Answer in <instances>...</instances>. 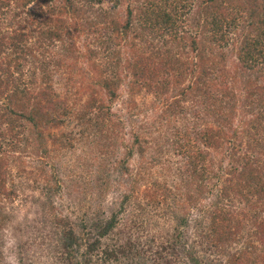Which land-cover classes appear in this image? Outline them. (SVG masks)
I'll list each match as a JSON object with an SVG mask.
<instances>
[{
  "label": "trees",
  "instance_id": "obj_1",
  "mask_svg": "<svg viewBox=\"0 0 264 264\" xmlns=\"http://www.w3.org/2000/svg\"><path fill=\"white\" fill-rule=\"evenodd\" d=\"M0 3L1 9L11 11V1ZM125 4L126 12L122 14L121 8ZM16 6V10L27 6L34 8L29 16L38 17L34 18L37 19L35 21L48 27L45 30L41 28L37 36L48 46L53 45L54 41L64 44L74 32L89 28L88 33L95 36V52L101 50L108 55L107 70L114 75L99 80V86L108 94V103L111 105L121 97L120 89L124 85L131 97L138 93L154 94L161 105L163 102L169 104L167 100L172 98L170 108L175 105L180 107L181 102L191 99L197 94L196 91L198 95H209L213 104L212 108L207 105L206 108L211 116L216 115L218 118L219 128L197 130L193 126V132L188 128H178L172 142L173 148L186 163L184 168L194 179L193 183L200 181L203 185L212 180H221L214 154L233 148L231 155L234 163L230 166V176L223 180L212 208L209 211L204 208L200 216L192 220L186 213L173 210L171 214L175 228L165 231L164 236L159 234L157 239L148 237L144 241L140 236L143 230L137 226V222L131 226L129 221V227L120 228L121 215L131 213L132 207L144 210L135 199V190L132 188L139 181L144 182L149 178H145L141 171L136 175L131 174L129 167L136 153L142 158L148 153L138 134L134 133L131 145L124 146L115 169L118 175L114 180L116 185H133L128 193H121L120 202L108 207V219L96 213L92 219L76 221L77 218L60 213L52 197L62 193L63 186L54 173L43 187L46 199L40 200L37 213L44 237L51 239L54 264H214L213 257L217 255L219 245L232 244L235 232L228 229L232 217L236 215L240 224L235 227L238 232L248 220L246 213L241 216L233 214L229 204L239 200L247 208L264 207V0H20ZM65 11L69 16L62 19L60 15ZM12 17L17 18L19 14ZM69 17L75 20V25L69 22ZM6 37L0 38V55L6 53L4 50L10 53L6 56L7 65L2 69L5 72L0 74V84L2 91L11 94L3 106L0 103V128L8 125L6 130L0 132V264H5L6 231L10 233L18 264H27L25 256L33 237L32 225L35 221L28 218L20 221L19 216L6 205V202H12L17 197V190L11 184L8 186L4 145L8 144L10 138L18 141L16 139L26 135L29 130L27 137L37 141L44 149L45 157H49L45 133L41 129H50L54 125L57 127L62 122L59 119L60 108L49 98L48 93L40 91L30 94L28 89H20L24 74H21L19 61L26 56L22 44L23 37L27 36L18 30ZM228 45H232L238 62L232 76L223 75L220 78L223 86L230 83L232 87L223 88L219 99L220 94L215 97L209 81L205 79L204 75L210 74L204 72L203 65L207 59L206 52L218 50L224 56ZM124 46H127L130 57L123 58L120 52L117 53ZM183 51L185 55L188 53L191 56L192 52L195 56L181 64L178 58L184 54ZM93 66L99 77L107 72L98 64ZM228 73L231 74V71L228 70ZM196 74L197 80L193 85L183 86L189 77ZM10 104L24 110L16 122L9 116L15 114ZM89 105L91 108L99 105L101 117L105 122L108 119V130H111L108 142H113L108 144L111 148H119L120 139L112 136L125 129L124 122L117 121L110 110L111 106L107 110L105 104H99L95 97ZM230 114L239 119L234 133L223 122L230 118ZM250 114L252 118L247 119ZM23 121L28 123L29 129L26 128V131L21 124ZM238 134L247 137L249 150L244 152V156L240 154L236 158L238 149L232 146V140ZM59 141L60 138L54 144ZM203 145L213 153L204 150ZM157 158L152 156L150 161L156 163ZM127 176L128 180H125ZM152 187L154 190H166L167 185L155 180ZM189 203H199V198L189 196ZM205 217L209 218V225L204 224ZM258 219L256 235L263 242L261 252L264 254V238L261 236H264V218ZM184 227H187V231H183ZM190 228L194 236L187 235ZM245 258L243 254L229 264H237ZM251 264H264V256L260 255Z\"/></svg>",
  "mask_w": 264,
  "mask_h": 264
},
{
  "label": "rangeland",
  "instance_id": "obj_2",
  "mask_svg": "<svg viewBox=\"0 0 264 264\" xmlns=\"http://www.w3.org/2000/svg\"><path fill=\"white\" fill-rule=\"evenodd\" d=\"M1 1H11L13 7L10 10L16 12L4 11L1 9L2 4L0 3V38L10 36L18 30L29 37H23L22 46L26 51V56L19 61L22 66L21 74H24L23 85L20 86V89H28L30 94L40 91L48 93L49 98L60 108L59 119L62 122L57 127L54 125L50 129H41L45 133L49 157H45L44 149L37 144V141L27 137L30 133L29 130L26 135L16 139L18 141L10 138L9 141L7 140L8 144L4 145L3 156L8 163V186L11 184L17 190V197L12 202H6V205L19 216L20 221L25 218L35 221L32 225L34 227L33 237L25 256L28 260L27 264L55 263V256L50 250L51 239L44 237L42 223L37 221L39 220L37 214L40 210L39 202L46 199V195L42 191L45 184L50 181L48 178L51 175L54 176L55 173L58 182L63 186V192L52 197L60 213L70 215L74 219L77 218L76 221L92 219L96 213H99L100 217L108 219V207L115 202H120L121 193H128L133 185L129 186L128 183L116 185L114 180L118 177L115 171L117 160L121 159L124 146L133 143L134 133L141 137L148 153L144 158L137 153L133 156L129 162L130 173L136 175L138 171H141L144 177L149 179L144 182L139 181L135 188H132L135 190V199L144 210L136 206L137 208H131V213L121 215L120 228L133 226L137 222V226L143 230L140 236L144 241L148 237L156 238L159 234L164 236L165 231H172L175 228L171 214L173 210H180L182 214L186 213L192 220L200 216L202 210L209 211L212 208L217 191L223 186V180L230 176V166L234 163L231 155L233 148L214 154L216 170L220 173L221 180H212L202 185L200 181L193 183L194 179L184 168L186 163L179 157L176 148L174 149L172 146L178 128L190 130L193 129V126L198 128L197 130L210 127L219 128L218 118L215 117L216 115L211 116L206 108V105L212 108L213 104L210 102L209 95H198V91H196L197 94L193 95L191 99L181 102L180 107L175 105L174 108H170L169 104H172V98L167 100L169 104L163 102L161 105L159 98L154 94L138 93L131 97L124 85L120 89L121 97L111 105L108 103V94L99 86V80H105V78L114 75L107 70L108 55L101 50L95 52V36L88 33L89 28L74 32L72 37L66 38L64 44L54 41L53 45L48 46L37 37L41 33V28L45 30L48 27L43 24L42 26L39 20L36 22L37 19L34 18L38 17L29 16L30 11L34 8L27 6L24 9L16 10V4L20 0ZM126 8L127 4L121 8L122 14L126 12ZM14 14H19V17H12ZM60 16L65 19L69 14L65 11ZM69 22L72 25L76 24L72 17H69ZM73 31L75 30L73 29ZM6 42L10 43L8 38ZM187 46L190 45L187 44ZM226 50V54L222 56L220 51L210 49L205 53L207 59L203 65L204 72L210 74L204 75L205 79L209 81L214 96L220 94L219 99H221L223 88L231 89L232 87L230 83L223 86L220 78H223V75L232 76L238 62L232 45H228ZM4 52L6 53L0 55V74L5 72L2 69L7 65L6 56L10 53L9 50H4ZM119 52L123 58L130 57L127 46L117 51V53ZM183 53L178 58L181 64L195 56L192 52L191 56L188 53L185 55L184 51ZM93 64H98L103 70L106 69L107 72L103 77L97 75V69ZM228 70L231 71V74L228 73ZM201 71H203L202 68ZM196 77L197 74L189 77L183 86L193 85L197 80ZM2 90L0 84V92L4 93L0 94V103L3 106L7 96L11 93ZM93 97L98 99L99 104L103 102L107 110L111 106L110 110L117 121L124 122L125 129L112 136L120 139L119 148L109 146L113 140L108 142V136L111 134V130H108V119L105 122L101 117L102 111L99 110V105L90 107L89 104ZM10 107L15 114L9 116L12 121L16 122V119H19L18 115L24 113V110L11 104ZM83 115L86 116L83 118ZM231 116L232 114L223 122L225 121L227 129L231 127L230 130L234 133L237 130L239 119ZM251 118V114L247 116V119ZM21 124L25 131L26 128L29 129L27 121H23ZM7 128L8 125H4L0 128V132ZM191 132L193 131L191 130ZM262 136L264 137V135ZM58 138L61 141L54 144ZM247 143V137L239 134L232 140V146L238 149L236 158H239L240 154L244 156V152L249 150ZM201 144L203 143H199V145ZM204 150L212 152L210 149L204 148ZM152 156L158 157L156 163L150 161ZM108 168L110 169L109 173ZM128 177L125 180H128ZM155 180L162 185L166 184V190H154L152 184ZM189 196L192 198L197 196L199 203L194 205L189 203ZM229 207L233 214H239L238 216L246 213L248 220L246 219L245 227L241 226V230L238 232L235 227L240 224L236 220V215L232 217L230 225H228V229L235 232L232 244L219 245L217 255L213 257L214 264H229L231 260H236L243 254L246 258L238 261L237 264H251L260 255L264 256L261 252L263 242L256 235L258 226L256 219L264 218V207L247 208L239 200L229 204ZM171 208L172 210H170ZM203 221L206 225L210 224L209 218L205 217ZM125 222L128 225L125 226ZM183 231H187V227H184ZM5 235V264H18L10 233L6 231ZM187 235L194 236L191 228L188 229ZM261 236L264 238L263 235Z\"/></svg>",
  "mask_w": 264,
  "mask_h": 264
}]
</instances>
